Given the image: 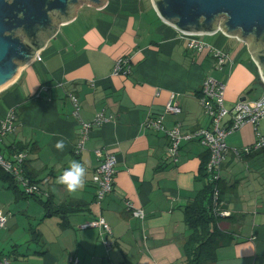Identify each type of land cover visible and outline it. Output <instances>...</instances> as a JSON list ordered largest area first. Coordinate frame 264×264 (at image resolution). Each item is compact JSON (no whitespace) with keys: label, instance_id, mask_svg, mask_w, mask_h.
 <instances>
[{"label":"crops","instance_id":"0c3cea01","mask_svg":"<svg viewBox=\"0 0 264 264\" xmlns=\"http://www.w3.org/2000/svg\"><path fill=\"white\" fill-rule=\"evenodd\" d=\"M206 36L212 37L195 39L229 55L222 71L209 54L188 50V38L158 18L151 0H103L97 9L81 4L69 21L55 27L34 59L0 90V122L17 113L13 132L0 138V155L11 156L10 145H25L26 168L40 181L41 200L50 198L47 208H78L45 216L35 198L15 195L0 180V212L6 219L0 228L2 264H184L182 245L190 231L183 208L206 181L199 179L198 168L208 153L196 141H181L172 162L166 132L178 125L185 136L210 127L196 94L205 79L223 85L222 103L229 108L244 98L246 84L232 79L234 67L248 59L241 42L220 32ZM121 58L130 61L128 76L112 75ZM37 94L40 99L34 100ZM170 96L178 115L164 113ZM98 114L108 122L92 126L83 150L74 155L81 124L92 123ZM159 115L162 129L157 131L148 121ZM236 132L243 147L230 149L255 141L253 126ZM60 139L63 151L55 148ZM97 151L116 157L112 191L101 201L92 184ZM226 156L220 171L237 159ZM72 160L87 169L84 187L75 194L56 182ZM220 189L217 210L225 219L219 227L232 240L216 249L212 264H264V206L246 204L250 191L236 192L233 183L223 182ZM225 193L234 203L224 200ZM126 201L143 217L127 214ZM98 219L110 234L87 226ZM31 231L37 242L31 241Z\"/></svg>","mask_w":264,"mask_h":264},{"label":"water","instance_id":"95a60500","mask_svg":"<svg viewBox=\"0 0 264 264\" xmlns=\"http://www.w3.org/2000/svg\"><path fill=\"white\" fill-rule=\"evenodd\" d=\"M102 3L0 0V90L34 59L55 27L70 20L72 11L81 4L97 9ZM151 4L158 18L180 34L220 32L239 41L248 39L257 54L253 62L264 81V0H151Z\"/></svg>","mask_w":264,"mask_h":264},{"label":"built area","instance_id":"2783aa9c","mask_svg":"<svg viewBox=\"0 0 264 264\" xmlns=\"http://www.w3.org/2000/svg\"><path fill=\"white\" fill-rule=\"evenodd\" d=\"M184 38H188L186 48L195 54L207 53L215 61V68L218 71H222L224 67L229 64V55L223 53L219 49L210 48L203 43L199 42L195 38L197 35L180 34ZM131 71V64L128 58L118 59L112 69V75L115 76H128ZM260 83L262 85V93L260 97L255 101L237 102L230 110H226L223 107V90L224 87L221 83L207 78L202 83V95L200 98V104L204 111V114L208 117L210 127L190 135L182 136L180 134L179 126H175L173 129L166 132L169 144L166 152L167 159L172 162H176L179 147L181 141H197V143L204 148L208 155V162L206 164V173L209 174L210 179L217 180L219 178V171L222 162L227 153V147L225 146V138L233 132L238 131L245 125L254 127L255 139H257L256 148L264 145L262 136L257 133L256 128L258 123L264 118V81L260 77ZM72 102H75L74 98H71ZM164 113L169 115L180 114V109L174 102V97L170 96L169 101L164 106ZM16 116L14 112H10L8 116L0 122V138L5 137L13 132L14 123L16 122ZM108 122V118L102 114H98L92 123L81 124L82 129L79 135V139L73 147V154L77 155L83 150V144L86 140L87 133L92 126H101ZM223 125L221 126V124ZM162 115L156 116L154 119L148 121V126L155 130L162 129ZM244 152L247 149L243 150ZM99 159V164L95 168L92 176V184L96 189V201H101L107 194L112 191V184L115 175L116 157L112 153L97 151L95 153ZM27 154L25 152H19L12 154L9 157L0 155V168L5 173H8L12 178L20 182L21 186H24L25 179L23 178L22 165L26 161ZM31 189L27 192V194ZM216 193H214V198ZM125 211L132 214L135 218H142L143 214L139 210L132 208L130 202H124ZM5 217L0 212V228L5 223ZM88 227H100L104 233L110 234L109 227L104 223L102 219L98 221L90 222ZM5 264V263H4ZM70 264H77L76 261H72Z\"/></svg>","mask_w":264,"mask_h":264},{"label":"trees","instance_id":"16d2710c","mask_svg":"<svg viewBox=\"0 0 264 264\" xmlns=\"http://www.w3.org/2000/svg\"><path fill=\"white\" fill-rule=\"evenodd\" d=\"M222 52L228 54L225 51ZM211 59L213 60L212 57ZM213 63L215 64L214 60ZM247 63H249V66L256 75L254 66L252 65L250 59L249 61H247ZM257 85L259 86V91L261 94L262 85L258 77H257ZM250 92L251 91L249 90L246 94H249ZM196 94L199 97L202 95V91L197 92ZM33 99L39 100L40 95L37 94ZM15 116H17V113H15ZM256 144H257V139H255L253 144L243 149L238 150V149L227 148V153L233 155L238 160H246L251 155H253L252 151H254V149H260V148L264 149V145L256 148ZM7 149L10 151L9 154L11 153L15 154L23 151L26 152L27 150L25 145H21L19 143L15 145H10ZM244 149H247V151L244 152L243 151ZM9 156L6 155V157ZM208 158H209L208 154L207 155L205 154L201 157V162L198 168L199 179L203 180L209 176V174L206 173V164L208 162ZM262 160L264 161V157H262ZM25 164L26 161L22 165V170H23L22 175L23 178L26 180L24 186H21L20 182L14 180L11 175L5 173L0 168V180L9 183L7 187L11 189V192H13L15 195L16 194L19 195V197L21 198L23 197L24 199L35 198L34 201L38 202L43 207L45 216L51 214V210H53L54 213H73L77 211L78 207H75L74 205H63L58 209L56 207L48 209L46 205L50 204V198L47 197L46 199L41 200L40 198L41 195L38 194L40 181L36 180L35 175L26 168ZM262 168L263 167H259V169L263 171ZM219 182H220V178H218L217 180H212L209 178V180L204 181L202 188L196 193L194 199L187 206L183 208V222L185 223L187 230L190 231V234L187 236V238L185 239L182 245L184 264H212L215 261L216 249L219 248L220 246L230 243L232 240L230 234L222 232L219 227L220 221L225 219L224 217L219 216L218 213L219 211L217 210V206L222 202L221 194H223L222 189H224V188L222 189L218 188L217 185ZM30 189L31 191L27 194L26 191L27 190L29 191ZM214 193H216L215 198H214ZM127 214L130 213L127 212ZM228 218H232V217L228 216ZM61 225L65 226V222L61 223ZM35 234L36 231L35 232L31 231L30 233L32 242H37L38 240V236L37 234L36 235Z\"/></svg>","mask_w":264,"mask_h":264},{"label":"rangeland","instance_id":"374dc122","mask_svg":"<svg viewBox=\"0 0 264 264\" xmlns=\"http://www.w3.org/2000/svg\"><path fill=\"white\" fill-rule=\"evenodd\" d=\"M207 37H212V36H205L203 37V39H207ZM240 42H241L240 49L246 53V57L248 59L243 60L241 64L236 65L234 67L232 79L237 82V85H242L246 83L243 88V95L240 96L241 98L244 97L246 98L247 101H255L260 97L259 86L257 85V77L260 78V75L258 73V69L256 65L253 62L257 54L254 51V49L251 47L248 39ZM249 59L252 65L254 66V70L256 72L257 77L254 71L249 66V63H247ZM249 90L251 92L249 94H246ZM224 109L230 110L231 108L225 105ZM256 131L264 139V118L258 123ZM224 142H225V146L228 148L243 147L242 140L238 132H234L233 134L228 135ZM252 154L253 155H251L246 160H237V159L232 160V163L230 165H227V167L225 164V167L227 169L225 171V167H223L224 169L219 171V178L222 181L219 182L217 186L218 188H220L221 185H223V182L227 185H231L233 183V185L236 187L235 189L236 192L241 193L242 191L244 192L250 191L249 194H247V198L249 200L246 204L252 205L254 202H257L256 203V208H257V206L260 204L264 206V161L262 160V157H264V149L263 148L254 149V151H252ZM259 167H263L262 168L263 171L260 170ZM208 178L206 177L205 180L207 181ZM223 197L224 200L228 202L233 201V198L230 199L229 194L225 193ZM0 264H2V261H0Z\"/></svg>","mask_w":264,"mask_h":264},{"label":"clouds","instance_id":"9594fccd","mask_svg":"<svg viewBox=\"0 0 264 264\" xmlns=\"http://www.w3.org/2000/svg\"><path fill=\"white\" fill-rule=\"evenodd\" d=\"M6 2L12 3V0H6ZM64 147L65 141L63 139L58 140L55 144V148L59 151H63ZM86 173L87 169L83 163L72 160L68 168L57 177L56 182L64 186L69 194H75L84 187Z\"/></svg>","mask_w":264,"mask_h":264}]
</instances>
